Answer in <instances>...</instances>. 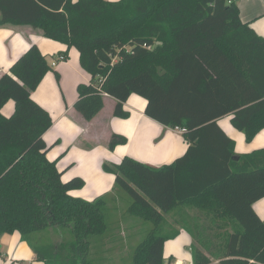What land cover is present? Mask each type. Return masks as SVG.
Listing matches in <instances>:
<instances>
[{"label":"trees","instance_id":"1","mask_svg":"<svg viewBox=\"0 0 264 264\" xmlns=\"http://www.w3.org/2000/svg\"><path fill=\"white\" fill-rule=\"evenodd\" d=\"M0 15V27L29 26L79 52L91 80L78 86L75 109L86 121L107 96L116 101L114 117L128 119L124 105L137 95L147 102L146 116L185 130L188 151L169 165L128 156L103 165L115 176L114 190L132 199L128 214L154 226L131 264H170L164 245L179 232L163 227L179 207L197 209L210 222L190 230L193 264H216L210 256L219 264H264V221L254 210L264 199V148L238 155L218 124L231 116L248 144L264 130V38L242 22L236 2L0 0ZM61 57L66 62L68 52ZM50 71L33 44L0 78V237L19 232L44 264H101L90 254L93 239L108 231L109 194L73 197L85 181L64 182L47 157L44 135L53 120L32 94ZM9 101L15 109L5 117ZM127 143L114 134L109 149ZM207 229L219 231L214 246L205 242ZM53 232L69 239L50 243Z\"/></svg>","mask_w":264,"mask_h":264},{"label":"crops","instance_id":"2","mask_svg":"<svg viewBox=\"0 0 264 264\" xmlns=\"http://www.w3.org/2000/svg\"><path fill=\"white\" fill-rule=\"evenodd\" d=\"M235 2L242 22L249 24L257 35L264 38V0ZM33 44L38 46L52 68L32 94V99L47 110L53 120L52 128L44 135V140L51 147L47 157L50 161L57 162L64 182L78 177L86 184L83 189L72 191L70 194L73 197L92 201L113 190L115 176L103 170L105 163L119 164L128 156L153 167H162L187 153L189 143L183 136L184 132L161 125L146 116L147 102L138 98L139 96L132 95L124 105L125 110L130 113L128 119L114 117L116 101L107 96L102 111L92 121H86L75 109L78 86L88 84L91 80L90 75L80 67L79 52L75 48L68 50L66 45L43 37L41 32L29 26L0 27V78L9 73L13 64ZM67 52L68 60L61 61V54ZM55 72L60 74L59 82ZM14 109V102L9 101L2 109V114L9 117ZM218 124L236 142L238 155L264 148V130L248 144L245 135L232 126L231 116L219 119ZM114 134L125 136L128 143L111 151L109 143ZM254 210L264 221V199L254 205ZM198 211L179 207L171 212L174 216L168 230L172 233L178 231L179 234L164 245V259L167 263L179 261L181 264H193L192 245L196 241L190 230L210 223L206 217L200 221L196 217L197 213H201ZM128 223L132 224L130 221ZM206 232L205 242H212L214 246L220 241L218 230L207 229ZM109 239L106 238L105 242H109ZM205 253L209 255L207 251ZM210 257L219 264L220 261ZM0 264L44 263L37 260L30 246L22 241L20 233L15 232L0 237Z\"/></svg>","mask_w":264,"mask_h":264},{"label":"rangeland","instance_id":"3","mask_svg":"<svg viewBox=\"0 0 264 264\" xmlns=\"http://www.w3.org/2000/svg\"><path fill=\"white\" fill-rule=\"evenodd\" d=\"M135 97L138 96L135 95ZM108 197V208L106 210L108 231L105 236L93 239L94 247L90 258L100 261L101 264H131L135 249L154 229V226L128 214L132 199L123 191L118 192L113 188ZM197 214L196 217H199L200 221L203 218L205 220V215L202 212ZM173 216L172 213L167 215L163 232H169V224L172 223ZM128 221L132 224H129ZM50 237V243L55 244L69 239V236H60L54 232L50 234ZM106 238H110L109 242H105ZM199 247L204 252L206 251L202 246L199 245Z\"/></svg>","mask_w":264,"mask_h":264},{"label":"built area","instance_id":"4","mask_svg":"<svg viewBox=\"0 0 264 264\" xmlns=\"http://www.w3.org/2000/svg\"><path fill=\"white\" fill-rule=\"evenodd\" d=\"M233 2H235V0H228V3H229V4H232ZM60 60L63 61V60H62V57L60 58ZM178 130H179V129H178ZM180 131L185 132V130H183V129H180ZM170 264H181V262L177 261V262L170 263Z\"/></svg>","mask_w":264,"mask_h":264},{"label":"water","instance_id":"5","mask_svg":"<svg viewBox=\"0 0 264 264\" xmlns=\"http://www.w3.org/2000/svg\"><path fill=\"white\" fill-rule=\"evenodd\" d=\"M238 159H239L238 157L235 158V160H238Z\"/></svg>","mask_w":264,"mask_h":264}]
</instances>
